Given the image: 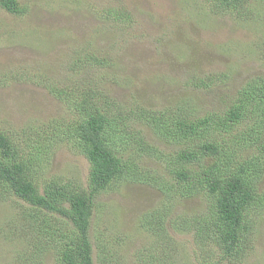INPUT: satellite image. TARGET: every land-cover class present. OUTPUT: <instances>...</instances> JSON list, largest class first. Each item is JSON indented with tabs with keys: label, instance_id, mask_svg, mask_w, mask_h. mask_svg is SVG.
<instances>
[{
	"label": "rangeland",
	"instance_id": "1",
	"mask_svg": "<svg viewBox=\"0 0 264 264\" xmlns=\"http://www.w3.org/2000/svg\"><path fill=\"white\" fill-rule=\"evenodd\" d=\"M18 1L27 9L23 16L0 7L3 132L29 133V127L66 117L63 103L37 82L48 76L70 84L69 66L86 51L107 61L88 79L126 107L140 104L158 110L185 102L198 106L201 114L224 110L249 80L264 77V21L221 12L212 0ZM258 6L264 12V2L260 0ZM109 12L124 19L108 16ZM213 75L218 80L212 89L193 87L195 81ZM80 82L73 78V83ZM27 138L17 139L21 143ZM147 140L161 145L167 154L174 150L153 135ZM139 159L152 175L163 174L157 160ZM41 165L46 179L87 185L89 163L67 145L45 154ZM259 185L264 192V178ZM114 187L96 199L89 233L93 262L141 264L137 254L149 246L151 236L141 231L140 218L163 207V194L144 184L122 182ZM21 207L17 201L0 200V264L14 255L15 241L23 239L9 237V224L15 223ZM175 207V214L199 217L207 208L200 196ZM170 218L172 214L167 222ZM171 233L169 243L174 248L159 255L160 264H264V217L245 258L225 254L212 239L200 241L196 230L180 228ZM98 246L104 247L101 255ZM45 263L54 264L53 257L47 255Z\"/></svg>",
	"mask_w": 264,
	"mask_h": 264
},
{
	"label": "trees",
	"instance_id": "2",
	"mask_svg": "<svg viewBox=\"0 0 264 264\" xmlns=\"http://www.w3.org/2000/svg\"><path fill=\"white\" fill-rule=\"evenodd\" d=\"M212 1L221 12L264 21L260 0ZM0 7L15 16L27 13L18 0H0ZM113 14L124 19L113 12L108 16ZM105 64L86 51L69 66L70 84L41 76L37 83L63 103L66 117L29 127V133L0 131V200L22 204L9 224V237H23L3 264H46L47 255L54 264H94L89 233L96 199L122 182L149 185L163 194V207L140 218L141 231L151 236L137 254L141 264H160L159 255L174 248L171 230L180 228L201 233L200 241L212 239L231 257L245 258L264 217L259 185L264 178V77L249 80L224 110L201 114L198 106L185 102L158 110L122 105L88 79ZM216 76L197 80L193 87L212 89ZM75 77L81 82L73 83ZM19 135L28 138L20 143ZM152 135L173 152L148 141ZM60 145L88 161L86 186L44 176L43 157ZM139 158L157 160L163 174L152 175ZM195 196L206 202V212H199L203 216L175 214L178 202ZM103 248L98 246L100 255Z\"/></svg>",
	"mask_w": 264,
	"mask_h": 264
}]
</instances>
